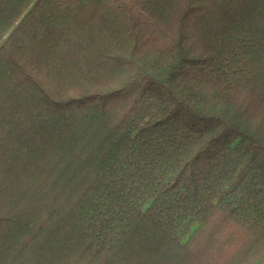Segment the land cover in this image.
<instances>
[{"label":"trees","instance_id":"16d2710c","mask_svg":"<svg viewBox=\"0 0 264 264\" xmlns=\"http://www.w3.org/2000/svg\"><path fill=\"white\" fill-rule=\"evenodd\" d=\"M0 264H264V0H0Z\"/></svg>","mask_w":264,"mask_h":264}]
</instances>
